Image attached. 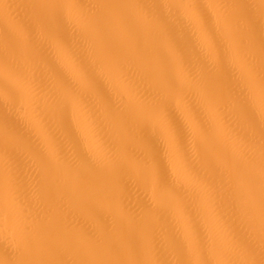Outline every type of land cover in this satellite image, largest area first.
<instances>
[{"label":"bare ground","instance_id":"1","mask_svg":"<svg viewBox=\"0 0 264 264\" xmlns=\"http://www.w3.org/2000/svg\"><path fill=\"white\" fill-rule=\"evenodd\" d=\"M42 0H0V65L7 52L9 33H15L21 51L27 48L24 26L41 14ZM98 5L93 15H111L107 5L115 0H87ZM135 2V0H128ZM212 4L217 0H201ZM224 14L234 17L235 30L247 37L252 33L255 45L248 60L257 74V87L250 88L236 63L221 64L210 50L201 51L207 57V71L197 72L206 92L190 91L176 95L172 103L179 109L195 105L201 117L220 129L217 147L201 139L193 150L190 164L185 165L172 155L154 123L139 122L120 130L115 127L110 112L123 109V102L113 81L102 71L89 48V66L103 84V92L90 89L79 100L63 88L58 71L69 74L71 61L62 52L50 53L51 63H41L37 73H43L51 92L59 100L53 107L47 93L40 101L48 106L56 124L57 137L68 159L65 161L55 144H49L44 130L34 123V105L20 87L14 107L0 103V264L8 259L36 261L145 260L153 264L190 261L200 264H264V216L259 197L254 211L237 202L233 206L227 194L231 184L232 164L225 152L237 157L248 152L255 162L257 191L261 164L260 129L264 97L259 90V77L264 71V51L260 47L264 27L261 0H220ZM237 5H243L239 7ZM215 18L217 9H210ZM197 46L202 34L189 33ZM70 41L79 37L69 32ZM216 39L224 40L219 23ZM83 53V49L80 50ZM191 51V49L189 50ZM174 55V49L170 50ZM176 71L184 73L183 65ZM6 83L0 70V87ZM163 86V85H161ZM105 94L112 104L105 102ZM214 103V107H213ZM7 114L8 123H5ZM218 115L222 118L218 120ZM71 127L77 146L64 138L63 125ZM254 132L252 147L240 143L238 134ZM39 150L52 154L54 170L40 158ZM159 155L168 168L169 183L184 193L178 199L171 189L161 192L157 184L142 174L130 161L151 162ZM115 154L121 165L113 163ZM27 227L31 246L16 238L18 228ZM12 248L18 255H12ZM117 245L118 250L113 249Z\"/></svg>","mask_w":264,"mask_h":264},{"label":"snow or ice","instance_id":"2","mask_svg":"<svg viewBox=\"0 0 264 264\" xmlns=\"http://www.w3.org/2000/svg\"><path fill=\"white\" fill-rule=\"evenodd\" d=\"M98 5L87 0H42L41 14L24 26L27 36V48L21 51L15 33L10 32L7 52L0 65L6 83L0 87V103L14 107L18 102L20 87L34 105V123L45 132L46 141L57 146L60 155L67 161L69 154L64 152L60 138L57 137L56 124L49 114L46 103L41 102L40 93H47L53 107L59 106V100L51 92L50 85L43 73H37L39 64L51 63L50 53L62 52L71 61L69 74L57 72V79L63 88L74 97L83 100L84 93L90 89L103 92V84L96 71L87 61L86 53L90 48L97 58L99 68L113 81L114 89L123 102V109L110 112L117 129L139 122L156 124L161 136L172 155L181 158L185 165L190 164L193 150L203 139L208 144L221 147L220 129L217 125L204 120L195 105L188 104L183 109L173 103L176 95H187L190 91L206 92L204 79L197 72L207 71V57L201 51L210 50L221 64L236 63L250 88L257 87V74L248 60V54L255 45L252 33L240 36L235 30V19L222 11L226 5L220 0L208 4L201 0H115L107 5L111 15H93L92 9ZM243 7V5H237ZM264 9V0H261ZM210 9H217L213 17ZM220 24L224 40L216 39V25ZM69 32L79 37L70 41ZM189 33L202 34L205 39L197 46L192 43ZM260 47L264 51V27L261 29ZM83 49V53L80 51ZM174 49V55L170 50ZM191 49V51H189ZM183 65L185 71L177 73V65ZM18 85L20 87H18ZM163 85V86H161ZM259 90L264 97V71L259 77ZM105 102L112 104V97L105 94ZM213 103V107H214ZM262 126L260 129L261 164L259 172V191L255 162L246 151L240 157L228 150L225 158L232 164L231 184L227 194L233 206L237 202L254 211L257 197L262 216H264V105L261 107ZM218 120L222 118L218 115ZM5 123H8L7 114ZM64 138L79 144L74 139L71 127L63 125ZM254 132L238 134L237 141L252 147ZM41 160L52 170L53 155L39 150ZM113 163L121 165L115 154ZM130 165L157 184L161 192L172 190L178 199L184 193L169 183L167 166L157 150L151 162L139 158L130 161ZM29 229L18 228L16 238L24 245L31 246ZM12 255H18V249L12 248L13 240L6 235ZM114 250L117 245H113ZM4 264H65L64 261H36L27 259H8ZM79 264H153L145 260L118 261H82ZM160 264V262H156ZM169 264V262H164ZM179 264H191L190 261ZM200 264H209L201 261ZM219 264H233L232 261H220Z\"/></svg>","mask_w":264,"mask_h":264}]
</instances>
